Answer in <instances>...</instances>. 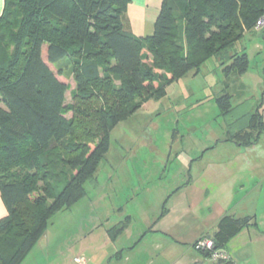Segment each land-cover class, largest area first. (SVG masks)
<instances>
[{
  "label": "trees",
  "instance_id": "16d2710c",
  "mask_svg": "<svg viewBox=\"0 0 264 264\" xmlns=\"http://www.w3.org/2000/svg\"><path fill=\"white\" fill-rule=\"evenodd\" d=\"M128 3L5 0L0 193L7 215L0 220V264H26L51 220L87 198L112 131L149 99H163L167 87L190 73L198 76L212 60L226 77H242L249 69L248 54L236 47L256 31L264 0H164L147 37L125 29ZM67 74L76 85L68 105L70 87L59 79ZM232 99L227 92L217 99L222 115L240 126L226 141L253 146L263 132L259 108L237 117ZM256 226L253 217L226 214L207 238L215 250L225 249Z\"/></svg>",
  "mask_w": 264,
  "mask_h": 264
},
{
  "label": "rangeland",
  "instance_id": "374dc122",
  "mask_svg": "<svg viewBox=\"0 0 264 264\" xmlns=\"http://www.w3.org/2000/svg\"><path fill=\"white\" fill-rule=\"evenodd\" d=\"M262 35L250 33L236 47L250 61L242 78L226 77L220 62L212 60L198 76L190 73L167 87L163 99H149L119 124L111 133L110 151L99 166L94 188L88 187L81 204L51 220L26 264H78L76 256H84L87 264H193L200 253L185 242H192L204 220L222 209L224 215L237 216L258 209L257 222L262 226L264 195L247 198L254 186L251 175L232 166L235 156L230 149L235 148L226 142L240 126L222 115L217 103L227 92L237 117L253 114L255 106L261 110L264 52L255 42L261 41L264 48ZM59 79L69 85L66 104H72L74 79L68 74ZM261 140L257 150L243 159L264 163V137ZM190 180L194 181L190 188H203V192L199 198L192 189L185 193L190 211L175 229L181 234L189 230L185 237L162 240L148 234L142 239L162 219L164 209L175 204L176 191ZM248 250L239 252L236 264H258L241 263ZM263 252L264 247L260 256Z\"/></svg>",
  "mask_w": 264,
  "mask_h": 264
},
{
  "label": "crops",
  "instance_id": "0c3cea01",
  "mask_svg": "<svg viewBox=\"0 0 264 264\" xmlns=\"http://www.w3.org/2000/svg\"><path fill=\"white\" fill-rule=\"evenodd\" d=\"M163 1L164 0H129L126 12L123 17V23L125 29L136 37H147L153 35L155 24L160 14ZM4 6H5V0H0V16L3 14ZM254 33L263 34L262 35L263 37L261 39L264 41V29L260 31H254ZM260 42L261 41L257 40V42H255V46L260 49V52L263 53L264 48L260 44ZM257 108L258 107L255 106L254 108L255 112ZM259 113L262 116V128H263V132L261 134L259 142L249 147L239 146L236 145L235 143L230 142L235 148L234 151L230 149V151L235 156L232 162V166L238 169H243V171L245 170L248 171L253 181V184L251 185L254 186L252 187L251 193L246 194L247 198L253 195H257V197L259 198L261 197V195H264V163L259 164L255 161L252 160L250 161V159L249 160L243 159V157L246 156L247 154H252L254 150H257L259 143H261L262 141L261 139L264 137V102L262 104L261 110H259ZM215 166L216 164L213 165V168H215ZM192 184H194V181L190 180L189 184L183 187L181 191L180 190L176 191V194L173 198L175 204L171 205L169 210L166 209L167 212L158 222V224L152 227L147 233L146 232L143 233L142 239L147 237L148 234L151 235L155 234L154 235L155 238H159L162 240H167L169 237H173V235L176 236L178 235L179 237L182 236L181 238H183V236L185 237V235L189 230L184 231L182 234L177 233V231H175L182 217L185 214H189L190 211L187 204L189 203V200L186 199L185 193L189 189H192L191 193L196 198H199L203 192V188L200 189L194 187L190 188ZM204 188L207 187L205 186ZM225 213L226 212L222 209L220 213L217 214L216 216L210 214L212 215V217L211 218L208 217L204 220V224L202 228H199L197 230L196 235L194 236L192 242H185V245H188L189 243V245H191L192 248H194V245L197 241H199L202 238H207L209 236H212L216 231L218 221L223 217ZM257 213H258V209L256 210V212H254V214L250 212L242 216H237L236 214L232 215L235 218H242L246 216L253 217L257 226L244 230L238 236L232 239L230 243L227 245L225 250L231 257L230 264H236L238 262L237 257L239 252L248 249H249L248 253L250 256H248V253L245 254L244 256L246 258L244 260H241V263H243L242 261L247 260L248 262L257 261L258 264H264V252L262 253V256H260L259 253V250L261 249L262 251V248L264 247V222L262 223L263 224L262 226H258ZM6 215H7V210L2 200V195L0 193V220L3 219ZM260 227H262L261 230H259ZM141 235L142 234H139L137 237H141ZM199 253L200 256L194 258L193 264H219L213 262L210 258H206V256H204L200 251ZM76 258L78 257L76 256L75 259Z\"/></svg>",
  "mask_w": 264,
  "mask_h": 264
},
{
  "label": "built area",
  "instance_id": "2783aa9c",
  "mask_svg": "<svg viewBox=\"0 0 264 264\" xmlns=\"http://www.w3.org/2000/svg\"><path fill=\"white\" fill-rule=\"evenodd\" d=\"M264 29V14L262 17L257 21L255 30L260 31ZM195 248L198 251L208 252L210 254V259L213 262H230L231 257L227 253L225 249L215 250L214 242L211 238H202L196 242ZM78 264H87V260L85 257L80 256L75 259Z\"/></svg>",
  "mask_w": 264,
  "mask_h": 264
}]
</instances>
